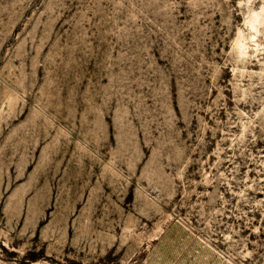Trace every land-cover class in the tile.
<instances>
[{"label": "rangeland", "instance_id": "1", "mask_svg": "<svg viewBox=\"0 0 264 264\" xmlns=\"http://www.w3.org/2000/svg\"><path fill=\"white\" fill-rule=\"evenodd\" d=\"M0 264H264V0H0Z\"/></svg>", "mask_w": 264, "mask_h": 264}]
</instances>
